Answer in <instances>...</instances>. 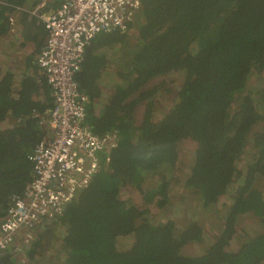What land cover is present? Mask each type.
<instances>
[{
  "label": "trees",
  "instance_id": "trees-1",
  "mask_svg": "<svg viewBox=\"0 0 264 264\" xmlns=\"http://www.w3.org/2000/svg\"><path fill=\"white\" fill-rule=\"evenodd\" d=\"M141 1L131 29L137 38L131 40V30L100 35L76 78L90 101L87 124L100 135L116 131L118 148L58 220L40 227L35 240H22L25 263L8 251L0 264H264V0ZM33 6V0H0V222L33 181L29 156L47 135L36 114L52 108L47 79L38 84L4 65L13 46L5 45L9 19L16 8ZM117 46L123 50L109 87L104 80L114 65L102 49ZM176 76L179 92L156 118L157 92ZM107 89L111 96L101 105ZM190 142L194 163L181 179V148ZM174 184L198 207L218 213L217 239L204 241L205 222L197 218L185 228L155 223L148 207L165 208L178 192ZM126 190L139 202L123 199ZM230 193L231 206L218 211ZM247 215L262 232L239 234ZM56 228L66 229L63 237L54 235ZM126 239L131 245L123 250ZM202 241L203 252L186 253Z\"/></svg>",
  "mask_w": 264,
  "mask_h": 264
},
{
  "label": "built area",
  "instance_id": "built-area-1",
  "mask_svg": "<svg viewBox=\"0 0 264 264\" xmlns=\"http://www.w3.org/2000/svg\"><path fill=\"white\" fill-rule=\"evenodd\" d=\"M46 3L33 14L41 17L48 33L36 61L53 98L45 116L36 114L47 135L29 156L33 181L13 198L0 222V259L10 251L24 263L22 240L33 241L41 226L61 217L118 148L116 131L100 135L87 124L90 101L76 78L87 47L100 35L130 31L142 9L141 0H60L52 14L40 15ZM9 22L16 24L13 17Z\"/></svg>",
  "mask_w": 264,
  "mask_h": 264
},
{
  "label": "rangeland",
  "instance_id": "rangeland-1",
  "mask_svg": "<svg viewBox=\"0 0 264 264\" xmlns=\"http://www.w3.org/2000/svg\"><path fill=\"white\" fill-rule=\"evenodd\" d=\"M136 31H137V28L131 30L130 33H128L129 37L132 38L131 40L137 38ZM122 50L123 49H121V47H119V46L113 48L112 50L111 49H108V50L102 49V52H105L107 54V59L110 61V65H114L113 67H110V69H109L110 76L106 77L104 80V83L106 85H108L109 87L115 81L114 74H115V71L118 70L117 61L121 58ZM4 65L6 68H8L9 67L8 61H5ZM256 79L257 78L254 79V82L256 81ZM161 82H162V80H157L154 83H152V85L156 86ZM167 82L168 83H167L166 88L162 87L157 92L156 108L154 109L156 118H160L162 112L167 111V109H169V107L171 106V101L173 100V98H175V95L177 94V92H179V86H180L179 83L181 82L179 79V76L168 79ZM111 93H112V91H109V89H107V91L105 93V99H103L101 101L102 104L104 103L105 100L106 101L108 100V98L111 96ZM144 111H145V107H143L142 110L140 109L139 113L143 114ZM194 148H195V146L191 142L185 144L181 148L182 156H183L182 157V163L186 166V174L185 173L179 174L181 176V179L187 178L188 177L187 172H190L191 168L193 167V163H194V161H193L194 152L193 151H194ZM247 150H249V147L247 148ZM242 164L243 163H241L240 165H242ZM157 179L158 178H154L147 183L150 186V184L155 183L157 181ZM182 184L181 185H178V184L173 185L175 190L178 192H175L171 196V202L165 208L158 209V208H156L155 205H150L148 207L152 213L153 220L157 224H164L169 220L175 221L179 227L185 228L192 220L197 218L200 221L205 222L204 223V231H205L206 239H204V241L207 240L209 242L210 240L213 241L214 239H217L219 237L220 232H221V227L223 226V222L221 219H219L218 213L214 212V210L210 211V210L204 209L203 207H198L199 201L196 198H193L191 193L189 194L187 192V195L184 194L185 190H184ZM262 189H264V188L261 186V190ZM233 193L234 192H232V194ZM232 194L230 193L229 195L223 197L220 200V203L217 204V210L218 211L222 210L226 206H231V202H232L231 195ZM131 196H132L133 200H135V202H139V198H138V196H136V193L134 191L126 190L122 193L123 199H129ZM195 200L197 203L195 202ZM136 204L138 205V203H136ZM194 204H195V207H198L196 211H194L192 209V206ZM39 231L34 233L33 240H35V238L37 237V233ZM238 231H239V234H241V235L245 231L249 232L248 235H253V234L262 232L263 229L259 225L258 220L256 218H254L252 215H247L243 218V222H239ZM65 232H66L65 228L53 229V233H54V235L57 236V238L63 237ZM237 244L233 243L231 245L230 249L235 251L237 249V247H236ZM130 245H131V239H126L125 241H123L120 244V248L123 250H126V249L130 248ZM205 249H206V243L202 241V242H198V243H194V244L189 245L188 248H186V253H188L190 255H199V253L203 252ZM53 253L54 252L46 253L45 260L47 259L48 261H51L53 259V257H52Z\"/></svg>",
  "mask_w": 264,
  "mask_h": 264
},
{
  "label": "crops",
  "instance_id": "crops-1",
  "mask_svg": "<svg viewBox=\"0 0 264 264\" xmlns=\"http://www.w3.org/2000/svg\"><path fill=\"white\" fill-rule=\"evenodd\" d=\"M42 1L43 0H33V7L20 8V10H17V8L15 9L11 17L15 19L16 24L11 28L7 37H5V45L12 43L13 46L12 50L7 53L8 57L3 58L9 63L8 68L15 72L17 76L20 74L32 76V78L38 81V84H41V80L46 78L39 67L37 70L35 68L33 69V65L30 63L36 65L37 57L47 42L48 33L43 25L42 19L40 16L33 14ZM46 1L45 8L39 10L40 15L43 14L47 16L52 14L60 5V0ZM42 93L43 90L41 91V95ZM37 100H41L42 102L43 98L38 97ZM47 105H50V107L53 105L52 92L50 101ZM49 110L50 109H48V111Z\"/></svg>",
  "mask_w": 264,
  "mask_h": 264
},
{
  "label": "clouds",
  "instance_id": "clouds-1",
  "mask_svg": "<svg viewBox=\"0 0 264 264\" xmlns=\"http://www.w3.org/2000/svg\"><path fill=\"white\" fill-rule=\"evenodd\" d=\"M49 87H50V86H49ZM50 89H51V88H50ZM59 218H60V217H59ZM56 220H58V218H57ZM53 221H55V220L48 221V222H46L43 226H46L47 224H50V223L53 222ZM41 227H42V226H41ZM39 229H40V228H39ZM39 229H38V230H39ZM38 230H37V231H38ZM37 231H36V232H37Z\"/></svg>",
  "mask_w": 264,
  "mask_h": 264
}]
</instances>
